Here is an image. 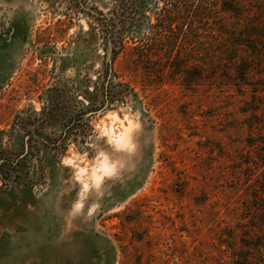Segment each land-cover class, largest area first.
I'll use <instances>...</instances> for the list:
<instances>
[{
	"label": "rangeland",
	"instance_id": "obj_1",
	"mask_svg": "<svg viewBox=\"0 0 264 264\" xmlns=\"http://www.w3.org/2000/svg\"><path fill=\"white\" fill-rule=\"evenodd\" d=\"M146 1V19L155 23L156 6L167 0ZM114 2L0 0V264H241L237 257L251 231L264 233V89L254 96L257 113L249 114L247 99L211 78L208 68L191 78L195 56H177L186 37L173 49L172 63L161 52L138 64V43L126 34L113 65V93L101 107L94 90L102 84L96 80L103 51L90 21L96 11L109 15ZM254 5L261 84L264 0ZM55 84L77 87L84 106L96 104L90 120L121 107L139 118L133 154L103 141L93 146L90 124L84 138L68 142L90 157L101 147L125 164L85 197L71 169L60 165L64 155L47 160L43 139L53 131H41L37 150H29L32 115ZM69 93L62 100L71 105ZM21 179L35 185L16 183Z\"/></svg>",
	"mask_w": 264,
	"mask_h": 264
},
{
	"label": "trees",
	"instance_id": "obj_2",
	"mask_svg": "<svg viewBox=\"0 0 264 264\" xmlns=\"http://www.w3.org/2000/svg\"><path fill=\"white\" fill-rule=\"evenodd\" d=\"M114 1L109 15L96 11L92 13L90 21L99 32L103 51L96 80L102 81V84L94 90V95L100 96L101 107L111 92L113 93L110 88L111 81L116 76L113 65L118 54L125 49V35L130 34L127 39L138 43L133 47V61L138 64L150 63L154 56H161V52H164L167 61L172 63L175 60L172 59L173 49L179 41L182 42V37H186L183 39V45L178 47L177 56L183 52H190L185 53L187 56H195L191 58L194 62L191 78L196 80L202 75L200 71L194 72L195 69L208 68L211 78L223 79L227 86L235 87V91L247 99V113H257L253 100L254 96L262 92L260 89H264V83H257L255 78L256 62L262 53L257 51L256 46L258 29L254 0H167L162 8L156 6L154 12L157 11L153 13L156 15L155 23H152L150 18L146 19V0ZM183 25L189 28V35H181L177 31V28L181 30ZM141 26L146 27L145 33H135L136 36L130 33L131 29ZM261 30L264 34V27ZM185 45H190L191 49L187 46L183 49ZM176 58L182 61L183 56ZM104 82H108L107 85ZM63 91L70 92L67 99L72 102L71 105L68 100L63 103L66 99L62 96ZM78 94L86 96L77 87L64 89L55 84L47 89L43 97L44 107L39 115L33 113L30 123L33 128L28 130L33 141V145H29L31 152L38 148L36 144L41 131H53L43 139L48 153L47 160H59L64 155L69 141L76 142L80 137L84 138L85 130L89 129V120L94 114L89 113L96 111L97 107L96 104L84 106L77 100ZM248 126L252 130L253 123ZM19 128L22 130L24 127L21 125ZM16 183L30 187L35 185L33 180ZM258 232L251 231L248 236L251 243L242 244L243 251L237 257L241 264H252L251 261L253 264L255 261L256 264H264V233ZM256 233L259 237H256Z\"/></svg>",
	"mask_w": 264,
	"mask_h": 264
},
{
	"label": "clouds",
	"instance_id": "obj_3",
	"mask_svg": "<svg viewBox=\"0 0 264 264\" xmlns=\"http://www.w3.org/2000/svg\"><path fill=\"white\" fill-rule=\"evenodd\" d=\"M35 110L37 115L41 113L40 106H37ZM89 124L94 134L90 138L93 146L97 141H103L104 145L117 153L133 154L136 151L134 133L139 129L140 124L139 118L132 115L130 109L121 107L101 110L89 121ZM60 165L71 169V179L80 186L81 197L87 196L90 190L100 189L105 179L117 176L125 167L124 162L114 159L109 151L101 147H97L90 157L88 152L78 151L73 143L68 144ZM82 207V201L78 200L74 204L77 210ZM89 215H91V209Z\"/></svg>",
	"mask_w": 264,
	"mask_h": 264
}]
</instances>
